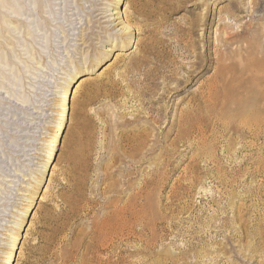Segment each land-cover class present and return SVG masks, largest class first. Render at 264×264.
<instances>
[{"label":"rangeland","instance_id":"rangeland-1","mask_svg":"<svg viewBox=\"0 0 264 264\" xmlns=\"http://www.w3.org/2000/svg\"><path fill=\"white\" fill-rule=\"evenodd\" d=\"M114 4L0 2V264L20 218L12 264H264V0H125L130 42L106 21ZM203 54L212 65L154 126L148 101L175 83L159 76L140 95L147 64L180 77ZM74 69L85 73L39 185ZM181 114L199 120L185 137ZM145 127L150 151L135 155Z\"/></svg>","mask_w":264,"mask_h":264},{"label":"bare ground","instance_id":"bare-ground-1","mask_svg":"<svg viewBox=\"0 0 264 264\" xmlns=\"http://www.w3.org/2000/svg\"><path fill=\"white\" fill-rule=\"evenodd\" d=\"M0 2H1V0H0ZM37 2H38V0H37ZM124 3H125V0H115V4H114L115 6H113V9H112V11H114V12L112 14H109V15H114V18L108 19L106 21H112V22L118 21L117 23L114 24L112 29H117L120 25H122L118 29V32L123 31V32L127 33L126 34L128 36L127 39L130 42L131 26L126 22L127 15L125 14V16H124L122 14V16H121L122 12L117 10V9L122 8V5ZM127 30H129V32H126ZM106 55H109V52L104 53L103 57H106ZM2 56H3V54H2ZM103 57H101V58H103ZM98 62L100 63L101 61L98 60ZM208 62H209V66H211L212 65V59L210 58L209 54H203L200 57V62H199L200 64L199 63L195 64L196 66L199 64V66L193 70H189L187 72V75H182L180 77L177 76L176 70L168 71L166 66L155 65L153 67L150 65L151 63L147 64L146 67H148V70L145 74V80H144L146 86L142 87V89L140 90V95H142V94L143 95L157 94L158 89L160 87V83L158 82L159 76L165 77L167 79L170 78L171 81H174L172 83H175V86L172 85V87L170 85L165 84L166 87H164L163 92L162 93L159 92V94H157L158 98H155L154 100L148 101V103L152 104V105L149 106L150 108L148 107L147 113L151 114L152 121H153L152 123L154 126L155 125L161 126L163 121H165V119L168 118V112H167L166 108L163 105H161V102L164 99L168 98L169 95H171V94H172V96H174L175 94H179L183 89H185V87H187V85L190 82H192L194 80L197 81L198 79H200V77L202 76L201 71L204 69L205 64H208ZM176 64H177V62H176ZM168 68H170V67H168ZM191 68H194V67H191ZM84 73H85V70H83V69L71 70L67 74H65L63 81L61 82V85H63V86L60 87V89L57 93V94H59L58 95L59 103L57 104V106L61 110V114L59 117V122L57 123V131L55 132V136H54L52 143H51V148L49 150V153L46 156L47 159L45 160V163L43 164V170H41V175L39 176V181H40L39 185H40V183H44L47 180L45 174H42V173H45L46 171H50V169L52 167L51 159H54V156L52 157V155H53L54 151H56V149H55V147L57 146L56 141L58 140L61 129L64 126H66L64 120L68 119V117H69V113H70L69 106H70L72 90H73L72 83L74 81H76V79L81 78V76ZM167 79H165V80H167ZM64 84H65V86H64ZM208 88H209V91L215 90V87L213 85L209 86ZM61 90L63 91L62 93H61ZM154 97H156V96H154ZM140 101H141V104L145 103L144 99L140 100ZM148 103L146 102V104H148ZM153 113H155V114H153ZM136 118H135V120H136ZM198 123H199V120L197 117H194V116L189 117L188 114L187 115L181 114V116L179 117V120L177 122L178 132H179L180 136L185 137L188 134V131L190 129L194 130L195 128L198 127ZM134 132H136V131H134ZM151 136H152V130H150L147 127L140 128L139 131H137V133H134V136L129 141V143H130L129 145H130V148L132 147V149L134 150L135 155H139L143 151H147V152L150 151L148 148V142H149ZM32 199L33 200L31 202V204H33L34 201L36 199H38V196L36 194H34ZM28 210H29V208H28ZM120 218H121V216H119L118 219L117 218L116 219H114V218L113 219H107L102 224L98 225L97 227L99 228L101 233L107 235L110 230L116 229V227L118 225V220ZM24 221H25L24 218L19 219V226L17 227V233H15L11 238V239H13V241H12L10 248H9V251L7 252V255H6V259H7V261H5L6 264H12L16 258V254L14 255V253L17 252L19 247H20L17 242H19L23 238V236H22L23 232H22L21 227L24 224Z\"/></svg>","mask_w":264,"mask_h":264}]
</instances>
